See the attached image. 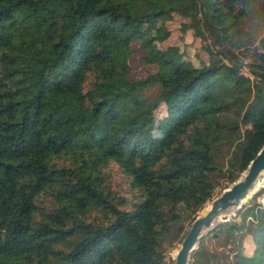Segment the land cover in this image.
Returning a JSON list of instances; mask_svg holds the SVG:
<instances>
[{"label": "trees", "instance_id": "1", "mask_svg": "<svg viewBox=\"0 0 264 264\" xmlns=\"http://www.w3.org/2000/svg\"><path fill=\"white\" fill-rule=\"evenodd\" d=\"M248 3L0 0V264H174L168 249L264 142V33L241 36ZM172 13L204 65L154 44ZM136 40L157 68L132 79ZM187 264H264V184Z\"/></svg>", "mask_w": 264, "mask_h": 264}, {"label": "rangeland", "instance_id": "2", "mask_svg": "<svg viewBox=\"0 0 264 264\" xmlns=\"http://www.w3.org/2000/svg\"><path fill=\"white\" fill-rule=\"evenodd\" d=\"M163 21L164 25L168 29H170V34L163 42L155 41L154 44L158 47L166 45H175V55L178 58L182 59L186 63L189 62L195 66L204 65L207 60V54L200 47L201 41L198 37L192 34L191 29H186L185 31H182V22L188 21L185 15L172 13L169 17L163 19ZM158 24L159 20L151 22V24L149 25V29L144 34V37H151L154 34L155 28ZM239 29L242 31L241 36L246 42L250 44H254L257 42L258 38L264 33V0H249L246 15L243 18ZM144 53L145 49L141 45L140 41H134L133 52L131 57L129 58V63L132 68L130 77L132 79L145 76L147 73L153 72L157 68L155 64H146L143 61L142 57ZM163 112L164 108L161 107L159 111H157V114H162ZM260 187L262 186H259L255 191H257ZM216 192L217 188L214 192L213 197L216 195ZM257 199L261 200V196H257ZM209 201L210 200H208L205 204H207ZM204 241L209 247H215L217 249H220V246H218L220 242H218L217 240L207 238L204 239ZM179 243L180 242L176 243L174 247H170L168 249L166 253V263L169 262L170 257H172V259L174 258L176 253L175 249L178 247ZM243 245L245 247V252H248L250 246L247 242L246 237L244 239Z\"/></svg>", "mask_w": 264, "mask_h": 264}, {"label": "water", "instance_id": "3", "mask_svg": "<svg viewBox=\"0 0 264 264\" xmlns=\"http://www.w3.org/2000/svg\"><path fill=\"white\" fill-rule=\"evenodd\" d=\"M262 84V83H261ZM264 184V142L255 155L249 160L240 176L231 181L225 188L202 206L191 220L185 236L181 239L175 253V264H187L191 250L198 238L215 224L226 221L250 195ZM235 204L231 213L222 212ZM217 217L215 218V216Z\"/></svg>", "mask_w": 264, "mask_h": 264}, {"label": "bare ground", "instance_id": "4", "mask_svg": "<svg viewBox=\"0 0 264 264\" xmlns=\"http://www.w3.org/2000/svg\"><path fill=\"white\" fill-rule=\"evenodd\" d=\"M234 209H235V204H233V205H231L230 207H228L227 209L221 211V213H222V212L231 213ZM216 217H217V215L215 216V218H216ZM176 251H177V249H176ZM174 258H175V256H174ZM174 258H173V260H174V264H175V259H174Z\"/></svg>", "mask_w": 264, "mask_h": 264}]
</instances>
